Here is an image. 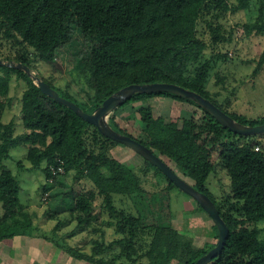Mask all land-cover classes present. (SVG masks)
<instances>
[{"label": "trees", "instance_id": "obj_1", "mask_svg": "<svg viewBox=\"0 0 264 264\" xmlns=\"http://www.w3.org/2000/svg\"><path fill=\"white\" fill-rule=\"evenodd\" d=\"M229 1L0 0V35L21 47L12 60L14 63L9 60V64H20L28 70L34 61L26 49H31L40 61L53 64L62 47L78 46L73 56L74 68L86 74L85 100L71 101L62 97L49 81H42L86 113H92L110 95L132 84H174L210 100L205 87L211 63L226 58L227 54L218 52L211 58H204L208 44L197 34L198 22L205 23L211 46H228L233 41L234 31L226 32L221 20L253 5L257 18L241 25L242 34L244 37L254 33L264 36V0ZM263 61L264 50L253 74ZM13 74L26 82L20 99L21 122L25 130L13 135V122H0V164L8 159L11 148L27 145L26 159L30 168L45 163L43 173L47 185L52 188L56 184L63 185L64 177L70 172L75 178L90 181L95 191L77 194L73 200V210L77 213L76 230L82 232L91 220L96 219L91 214L94 200L99 196L102 199L100 208L109 217L106 224L115 226L116 233L122 237L109 244L95 241L90 255L63 246L67 256L88 264H194L216 245L218 230L208 215L216 240L213 243L198 247L191 237L176 227L168 193L177 187L171 181L155 168L164 178L165 181L161 180L164 185L152 193L146 191L137 174L112 157L111 150L116 142L101 135L94 125L66 106L42 94L23 70L0 66L3 103L9 100ZM154 97L185 101L200 110L197 133L176 131L181 138L200 143L207 150L216 148V165L226 172L230 188L219 201H215L206 186L208 175L214 169L206 158L192 161L186 147L159 136L153 129L152 120L136 134L119 128L115 121L118 109L136 98ZM2 102L0 115L4 107ZM230 117L243 125L264 123V119L244 121ZM108 125L150 149L176 175L213 202L228 228V235L222 250L207 264H264V240L259 239L255 227L264 221V152L259 149L256 136L233 134L192 100L165 92L134 94L110 113ZM194 127L191 124V129ZM59 166L64 173L53 175ZM50 190L45 189L43 195L49 197ZM18 192L19 185L14 176L1 167L0 242L13 237H32L36 231L27 219L29 213L19 204ZM115 195L129 199L134 212L117 209ZM198 208L203 211L199 205ZM113 248L118 252L111 259L101 256Z\"/></svg>", "mask_w": 264, "mask_h": 264}, {"label": "rangeland", "instance_id": "obj_2", "mask_svg": "<svg viewBox=\"0 0 264 264\" xmlns=\"http://www.w3.org/2000/svg\"><path fill=\"white\" fill-rule=\"evenodd\" d=\"M252 6L247 10L230 13L221 20L226 32L234 31L233 41L228 46H211L210 35L202 21L198 22L197 34L208 44L204 58H211L218 52L227 54L226 58L214 60L211 63L205 87L210 101L227 115L239 120L261 121L264 119V61L258 65L255 74L253 70L256 68L260 53L264 50V36L254 33L244 37L241 28L242 24L253 22L257 18L256 7ZM76 39L80 40L78 36ZM20 48L14 40L3 39L0 35V61L3 63L9 64V60H15ZM26 50L28 56L34 61L29 66L32 76L49 81L48 83L62 97H67L76 103L85 100L86 74L74 68L73 56L78 46L70 44L62 47L53 64L40 61L33 55L31 49ZM1 71L4 72V69ZM25 86L26 82L13 74L9 84V100L3 103L1 101L3 99L0 98V105L1 102L4 105L0 122L3 124L13 122V135L21 134L25 130L20 113V99ZM150 120H152L153 129L161 138L186 147L187 156L192 161L206 158L210 164L214 165L213 171L208 175L206 186L216 202L229 193V178L226 172L216 165V148L207 150L202 144L181 138L177 134L176 130L181 129L189 134L197 133L195 129L201 120L200 110L185 101L154 97L136 98L115 113V121L119 128L135 132V134L143 128L145 123H151ZM189 121L190 125H188ZM191 124H194V129H191ZM254 139L260 143L258 147L264 152V134L257 135ZM27 147V145H20L11 148L8 159L1 162L0 170L1 167L8 170L18 182L19 204L29 213L27 219L36 228L32 237L25 236L26 239H32L30 242L34 243V247L28 246L29 240H24L23 244L20 243L21 237L1 241L0 264H86L82 259L67 256L62 247H74L90 255L96 246L95 241L109 244L122 238L116 233L115 226L106 224L109 217L107 212L100 208L102 199L99 196L94 200L91 214L96 219L91 220L82 232L77 231V213L73 210L74 197L77 194L94 192L93 184L84 178H75L70 172L64 177L63 185L56 184L52 188L47 185L43 173L45 163L38 168H30V163L26 159ZM111 155L137 174L146 191L152 193L164 185L161 181L164 178L155 168L145 164L135 152L124 145L118 143L114 145ZM50 188L49 197L44 200L43 192ZM168 194L173 222L179 231L191 237L193 244L198 247L215 242L210 219L198 208L197 203L178 188H173ZM114 205L117 209L134 212L132 203L124 196L115 195ZM2 213L0 204V216ZM255 227L258 229L259 239L264 240V221L258 222ZM72 232L77 233L71 235ZM33 240H38L40 243L37 244ZM117 252L118 249L113 248L104 251L101 256L109 260Z\"/></svg>", "mask_w": 264, "mask_h": 264}, {"label": "water", "instance_id": "obj_3", "mask_svg": "<svg viewBox=\"0 0 264 264\" xmlns=\"http://www.w3.org/2000/svg\"><path fill=\"white\" fill-rule=\"evenodd\" d=\"M2 65L12 66L13 68L21 69L26 72L29 77L32 78L33 82L35 81V85L39 88L42 94L66 106L80 118L90 123L91 125H94L98 129L100 134L104 137L131 149L133 152L147 161L150 165L156 168L159 172H161L181 192L191 197L199 205V207L211 218L212 222L215 224L218 230L216 245L212 249H210L204 256L200 257L194 264H207L219 254L225 244L228 235V228L220 217V214L213 202L208 198V196L195 190L190 184L176 175L162 160L155 156L150 149L137 142L136 140L114 131L108 125L107 119L114 109L119 107L124 101L129 99L134 94L165 92L176 95L182 99L192 100L198 106L206 110L222 127L239 136L247 137L264 134V123L254 126L240 124L234 121L223 111H221L210 100L203 98L195 92H191L174 84L168 83L128 85L106 98L98 107L94 109L92 113H86L73 102L59 96L58 93L53 90L47 83L43 82L35 76H32L30 71L25 66L22 67L20 64H5L0 61V66Z\"/></svg>", "mask_w": 264, "mask_h": 264}, {"label": "crops", "instance_id": "obj_4", "mask_svg": "<svg viewBox=\"0 0 264 264\" xmlns=\"http://www.w3.org/2000/svg\"><path fill=\"white\" fill-rule=\"evenodd\" d=\"M21 242L20 243H24V240H29V244H28V246L30 247V248H32V247H34V243L33 242H30L32 239H26V237H24V236H22L20 239H19ZM23 241V242H22ZM33 241H35L37 244H39L40 243V241H38V240H33ZM86 264H88L87 262H85Z\"/></svg>", "mask_w": 264, "mask_h": 264}, {"label": "built area", "instance_id": "obj_5", "mask_svg": "<svg viewBox=\"0 0 264 264\" xmlns=\"http://www.w3.org/2000/svg\"><path fill=\"white\" fill-rule=\"evenodd\" d=\"M258 149V147H256V150ZM64 170L62 168V166H59L56 170L53 171V175H57V174H63ZM47 194H44V200H46Z\"/></svg>", "mask_w": 264, "mask_h": 264}]
</instances>
